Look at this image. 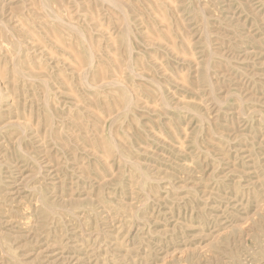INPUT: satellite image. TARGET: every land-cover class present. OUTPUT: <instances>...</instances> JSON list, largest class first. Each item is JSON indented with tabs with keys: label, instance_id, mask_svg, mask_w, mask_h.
<instances>
[{
	"label": "rangeland",
	"instance_id": "374dc122",
	"mask_svg": "<svg viewBox=\"0 0 264 264\" xmlns=\"http://www.w3.org/2000/svg\"><path fill=\"white\" fill-rule=\"evenodd\" d=\"M0 24V264H264V0Z\"/></svg>",
	"mask_w": 264,
	"mask_h": 264
},
{
	"label": "bare ground",
	"instance_id": "6f19581e",
	"mask_svg": "<svg viewBox=\"0 0 264 264\" xmlns=\"http://www.w3.org/2000/svg\"><path fill=\"white\" fill-rule=\"evenodd\" d=\"M110 4H112V3L110 2ZM116 5H118V4H116ZM112 6L115 7V6H114V3H113ZM118 6H119V5H118ZM118 6H117V7H118ZM115 8H116V7H115ZM119 8H120V7H119ZM119 10H120V12H121V11H122V8L119 9ZM121 13H122V12H121ZM125 16H126V15H125ZM0 25H1V24H0ZM1 26H2V25H1ZM1 26H0V27H1ZM4 26H5V25H4ZM2 27H3V26H2ZM6 28H7V27H6ZM6 28H3V29L5 30ZM8 30H9V29H8ZM8 30H5V31H8ZM126 31H127V29H126ZM127 32H128V31H127ZM125 37L127 38V35H126ZM125 40H128V39H125ZM126 43H127V42H126ZM18 50H19V48H18ZM13 70H14V69H13ZM12 72H13V71H12ZM12 74H13V73H12ZM19 75H20V74H19ZM24 75H25V74H24ZM21 76H22V75H21ZM23 78H24V77H23ZM27 78H28V77H27ZM27 78H26V79H27ZM44 82H45V81H44ZM109 84H110V83H109ZM109 84H107V85H109ZM113 84L115 85V83H113ZM116 85H117V84H116ZM116 85H115V86H116ZM118 85H119V84H118ZM118 85H117V87H118ZM121 87H123V86H120V88H121ZM94 88H96V87H94ZM123 90H125V89H123Z\"/></svg>",
	"mask_w": 264,
	"mask_h": 264
}]
</instances>
